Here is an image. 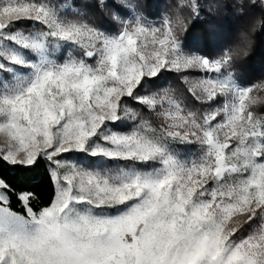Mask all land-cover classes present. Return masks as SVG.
<instances>
[{
  "label": "snow or ice",
  "instance_id": "1",
  "mask_svg": "<svg viewBox=\"0 0 264 264\" xmlns=\"http://www.w3.org/2000/svg\"><path fill=\"white\" fill-rule=\"evenodd\" d=\"M152 7L0 0V264H264V0Z\"/></svg>",
  "mask_w": 264,
  "mask_h": 264
},
{
  "label": "trees",
  "instance_id": "2",
  "mask_svg": "<svg viewBox=\"0 0 264 264\" xmlns=\"http://www.w3.org/2000/svg\"><path fill=\"white\" fill-rule=\"evenodd\" d=\"M148 2L153 6L152 11L163 13L169 0H148ZM156 6L159 7L157 8ZM156 19H159V17H156ZM218 24L219 35L209 34L208 39H220L225 42H234L235 30L238 27L235 17L224 16L218 21ZM195 31L196 34H203L202 28L198 27ZM250 39L251 48L249 49L248 54L242 57L238 67L248 75L258 78L261 74H264V32L258 29L255 33L251 34ZM258 109L260 110L261 108L258 107ZM261 113L264 114V110L261 109ZM37 190L41 192L45 198L47 197L49 187L46 177L37 184Z\"/></svg>",
  "mask_w": 264,
  "mask_h": 264
},
{
  "label": "rangeland",
  "instance_id": "3",
  "mask_svg": "<svg viewBox=\"0 0 264 264\" xmlns=\"http://www.w3.org/2000/svg\"><path fill=\"white\" fill-rule=\"evenodd\" d=\"M257 110H258V111H257V115L264 116V114L261 113V109L259 110V109L257 108Z\"/></svg>",
  "mask_w": 264,
  "mask_h": 264
}]
</instances>
